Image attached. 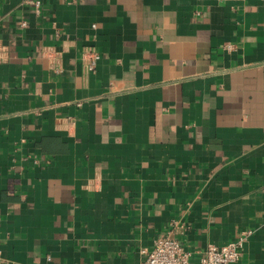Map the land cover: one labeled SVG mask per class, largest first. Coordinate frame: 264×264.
Masks as SVG:
<instances>
[{
    "label": "crops",
    "instance_id": "crops-1",
    "mask_svg": "<svg viewBox=\"0 0 264 264\" xmlns=\"http://www.w3.org/2000/svg\"><path fill=\"white\" fill-rule=\"evenodd\" d=\"M36 1L0 0V264H264V0Z\"/></svg>",
    "mask_w": 264,
    "mask_h": 264
},
{
    "label": "built area",
    "instance_id": "built-area-1",
    "mask_svg": "<svg viewBox=\"0 0 264 264\" xmlns=\"http://www.w3.org/2000/svg\"><path fill=\"white\" fill-rule=\"evenodd\" d=\"M40 5V1H36ZM89 68L96 66L99 53L89 51ZM252 234V230L245 231L236 240L225 245L211 243L205 253L195 262H191V253L183 248L178 239L168 235L157 238L151 249H144V258L139 264H229L240 259L245 241Z\"/></svg>",
    "mask_w": 264,
    "mask_h": 264
}]
</instances>
